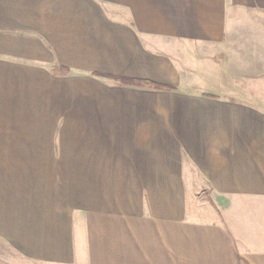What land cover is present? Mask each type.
Wrapping results in <instances>:
<instances>
[{"label": "crops", "instance_id": "1", "mask_svg": "<svg viewBox=\"0 0 264 264\" xmlns=\"http://www.w3.org/2000/svg\"><path fill=\"white\" fill-rule=\"evenodd\" d=\"M31 1L0 0V239L36 264H264V74L252 100L216 104L179 93L185 69L155 51L235 43L264 0L73 7L26 61L19 30L46 22ZM197 188L219 211H189Z\"/></svg>", "mask_w": 264, "mask_h": 264}, {"label": "rangeland", "instance_id": "2", "mask_svg": "<svg viewBox=\"0 0 264 264\" xmlns=\"http://www.w3.org/2000/svg\"><path fill=\"white\" fill-rule=\"evenodd\" d=\"M74 2V5L69 4L68 0H33L28 3L29 5L26 7L28 8L27 10L29 15L31 13L36 15L37 13L35 14V11H37V15L42 16L47 23L44 22V25L39 26L38 29L36 28V30H34V21L32 20L29 27L33 28V30L31 28H29V30H19V35L22 38L24 37L26 39L27 37L26 41L28 44H20V46H22L21 49L27 47L26 51L24 50V57H26V61H30L28 59H30L31 55H34V46L38 44V40L40 43L42 42L44 46L48 43L44 34L51 37V34H47L50 33L49 30H52L53 28V25L51 27L50 24H55L56 26L58 23L60 26L58 27L59 29L67 28V20L69 19V16L72 15L70 11H74H69V9L73 7L79 10L85 7H88L87 10H89V8H100L110 11L112 14L116 11L115 4L105 3L103 0H91V4L89 3V0L86 4L84 0H75ZM75 19L76 26L78 27L77 29L82 32L84 31L82 28H84L83 25L86 24V19H88L87 23H90L89 21L91 20V17L87 18L76 16ZM236 22L240 25L248 24L253 28L257 27L258 29L255 32L253 31L248 33L236 32V34H234L236 36L235 43L231 42V40L229 41L228 39V35L233 36V34L223 33V37L219 45L220 47L212 46L206 42L194 45V52L198 54V56L194 59L183 56L179 48L176 50L174 48L170 49V52H168V49L165 50V45L163 43L162 46H158V48L155 49V51H157V53L161 56L171 55L178 65L185 69V83L187 86L180 84L178 87L179 93L190 90H193L190 92L191 94L198 93L200 95V92L202 91L214 93L217 96L214 98L215 102L213 103L216 104L233 101L234 98L241 101H244L245 99L246 101L252 100L250 97H245L243 93H248V88L254 82L258 86L260 84V80L263 78L264 17H237ZM19 25V22L14 23V27ZM21 28L24 27L21 26ZM54 30H56V28ZM76 34L81 35L80 41L85 40L83 39L85 33L76 32ZM75 39L78 38L76 37ZM91 40L93 41H91V43H94V39L92 38ZM46 47L50 51L51 48H49V46ZM166 51L168 54H166ZM238 118L241 119V122H243L245 118L247 119V116L245 117V113H243V118ZM254 122L252 121V125H254ZM254 127H256V123ZM186 195L188 196V208L190 212L194 210H205L212 213L214 211L217 212L220 209V203L213 199L204 188L202 191L200 188H197V193L192 194L188 192ZM0 264L36 263L23 262L19 253L15 251L14 248L7 245L4 240L0 239Z\"/></svg>", "mask_w": 264, "mask_h": 264}, {"label": "trees", "instance_id": "3", "mask_svg": "<svg viewBox=\"0 0 264 264\" xmlns=\"http://www.w3.org/2000/svg\"><path fill=\"white\" fill-rule=\"evenodd\" d=\"M58 68L60 70H63L64 72L67 71V69L64 66H59ZM115 79H117L120 83L125 84V85H139L142 87H155V88L163 87V86L155 85L149 81L132 80V79H126V78H115Z\"/></svg>", "mask_w": 264, "mask_h": 264}]
</instances>
